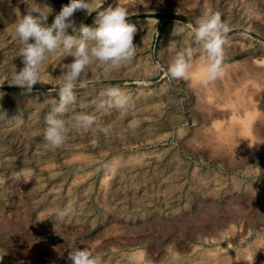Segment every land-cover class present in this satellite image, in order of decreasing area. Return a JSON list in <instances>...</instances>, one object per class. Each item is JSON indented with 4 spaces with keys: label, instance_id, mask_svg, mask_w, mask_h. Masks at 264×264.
<instances>
[{
    "label": "rangeland",
    "instance_id": "374dc122",
    "mask_svg": "<svg viewBox=\"0 0 264 264\" xmlns=\"http://www.w3.org/2000/svg\"><path fill=\"white\" fill-rule=\"evenodd\" d=\"M41 1L52 10L49 24L70 2ZM27 3L0 1V264H69L68 253L83 247L100 264H264V0H91V15L74 14L77 26L95 27L98 12L126 7L136 55L119 68L86 69L63 118L84 111L96 123L73 130L55 150L41 128L73 58L51 54L31 92L9 85V74L23 67L14 30ZM204 8L230 29L223 74L213 81L191 31ZM180 51L192 53L188 79L167 72ZM111 86L125 93L126 110L91 103ZM223 122L235 124L229 139L217 133ZM114 161L110 172L105 165ZM68 205L69 215H56Z\"/></svg>",
    "mask_w": 264,
    "mask_h": 264
},
{
    "label": "clouds",
    "instance_id": "9594fccd",
    "mask_svg": "<svg viewBox=\"0 0 264 264\" xmlns=\"http://www.w3.org/2000/svg\"><path fill=\"white\" fill-rule=\"evenodd\" d=\"M27 4L26 14L19 16L14 30L15 38L22 45L18 57L23 67L9 74V85L31 92L41 82L42 65L51 54L60 51L65 57L73 58L62 67L58 99L46 117L43 131L44 141L55 150L68 140L73 130L88 131L96 123L95 118L84 111L75 114L70 122L63 118L69 106L77 103L76 85L87 76L86 69L93 63L119 68L130 62L136 55L137 46L133 40L137 29L129 23V11L123 6L108 7L98 12L93 27L83 22L77 26L73 18L77 11L91 15V0H70L55 14L51 24L48 23L52 11L49 7L41 6L35 0ZM69 29L74 35L69 34ZM191 31L195 42L202 47L206 78L214 80L223 74L224 46L230 29L219 12L204 8ZM191 61V51L178 52L171 59L168 74L173 79H188ZM101 95L102 98L91 102L97 109L115 106L123 111L128 107V99L118 87L111 86ZM81 107L85 108L87 104L81 102ZM102 131L107 134L108 129ZM105 167L114 172L118 165L114 161ZM5 182L6 178L0 175V184ZM72 211V206L68 205L57 210L56 215L65 217ZM67 260L69 264H100L98 257L87 247L70 251Z\"/></svg>",
    "mask_w": 264,
    "mask_h": 264
},
{
    "label": "bare ground",
    "instance_id": "6f19581e",
    "mask_svg": "<svg viewBox=\"0 0 264 264\" xmlns=\"http://www.w3.org/2000/svg\"><path fill=\"white\" fill-rule=\"evenodd\" d=\"M0 1H1V0H0ZM41 2H42V1L40 0V3H41ZM43 2H44V1H43ZM49 2H50V1H49ZM45 3H46V2H45ZM51 4H53V3H51ZM56 4H57V3H56ZM47 5H48V4H47ZM54 5H55V2H54ZM61 5H62V4H61ZM57 6H58V5H57ZM59 7H60V5H59ZM59 7H58L57 10L60 11ZM49 8H50V7H49ZM7 11H8V10H7ZM53 12H54V11H53ZM4 13H5V12H4ZM54 13H55V12H54ZM3 15H5V14H3ZM8 15H9V14H8ZM1 16H2V15H1ZM2 17H3V16H2ZM4 17L6 18V16H4ZM4 17H3V19H4ZM7 19H8V18H7ZM248 65H250V64H248ZM255 65H256V64H255ZM255 65H254V66H255ZM203 67H204V66H203ZM200 68H201L200 70L202 71L203 68H202V67H200ZM227 69H228V68H227ZM200 70H199V71H200ZM251 70H252V69H251ZM254 70H255V69H254ZM204 71H206V70H204ZM263 71H264V70H263ZM263 71H262V72H263ZM196 72H197V71H196ZM250 72H251V71H250ZM256 72H257V71H256ZM197 73H198V75H201V74H202V72H201V74H199V72H197ZM204 73H205V72H204ZM204 73H203V74H204ZM257 73H258V72H257ZM257 73H256V74H257ZM195 74H196V73H195ZM252 74H254V73H252ZM259 75H260V74H259ZM245 76H246V75H245ZM260 76H261V75H260ZM196 77H197V76H196ZM196 77H195V78H196ZM248 77H249V76H248ZM251 77H253V75H251ZM255 77H256V76H255ZM195 78H193V79H195ZM197 79L199 80V78H197ZM197 79H195V81H196ZM206 79H207V78H206ZM237 79H238V78H237ZM207 80H208V79H207ZM207 80H205V82H206ZM202 81H203V80H202ZM212 81H213V80H212ZM215 81H217V80H215ZM215 81H214V83H215ZM225 81H226V80H225ZM203 82H204V81H203ZM217 82H218V81H217ZM221 82H222V81H221ZM239 82H240V81H239ZM219 83H220V82H219ZM222 83H223V82H222ZM203 84H205V83H203ZM211 84H212V83H211ZM208 85H209V84H207V86H208ZM212 85H213V84H212ZM215 85H217V84L215 83ZM213 86H214V85H213ZM211 87H212V86H211ZM218 87H220L219 84H218ZM253 87H254V86H253ZM213 89H214V88H213ZM218 91H219V90H218ZM21 92H22V91H21ZM23 94H24V95H23ZM28 95H29V94H28ZM28 95L25 94V93H22V97L20 96L22 102H25V101H27V100L29 99V96H28ZM250 95H252V93H251ZM13 96H14V95H13ZM17 97H18V96H17ZM245 97H246V96H245ZM245 97H244V98H245ZM213 98H214V97H213ZM239 98H240V99H239ZM244 98H243V99H244ZM247 98H250V96H248ZM208 99H209V98H208ZM237 99L240 100V103L243 102V100L241 99V96H239ZM245 99H246V98H245ZM245 99H244V101L247 100V99H246V100H245ZM249 100H250V99H249ZM249 100H248V101H249ZM251 100H253V98H252ZM19 101H20V100H19ZM207 101H208V100H207ZM213 101H214V100H213ZM28 102H29V101H28ZM216 102H217V101H216ZM252 102H253V101H252ZM208 103H209V102H208ZM208 103H207V104H208ZM221 103H222V102H221ZM243 103H244V102H243ZM250 103H251V102H250ZM211 104H212V102H211ZM244 104L246 105V102H245ZM247 104H249V103H247ZM23 105H24V104H23ZM209 105H210V103H209ZM212 106H213V105H212ZM247 107H248V106H247ZM211 108H213V107H211ZM215 108H216V107H215ZM217 109H218V108H217ZM219 109H220V106H219ZM208 110H211V109L209 108ZM70 111H71V110H70ZM213 111H214V108H213ZM213 111H212V112H213ZM231 111H232V110H231ZM208 112H209V111H208ZM247 112H248V111H247ZM210 113H211V112H210ZM222 113H223V112H222ZM249 113H250V111H249ZM251 113H252V112H251ZM68 114H70V113H68ZM74 114H75V113H74ZM228 114H230V113L228 112ZM235 114H236V113H235ZM247 114H248V113H247ZM71 115H72V114H71ZM231 115H232V114H231ZM231 115H230V116H231ZM233 115H234V114H233ZM233 115H232V116H233ZM249 115H250V114H249ZM252 115H253V113H252ZM12 116H13V115H12ZM65 116H67V114H66ZM69 116H70V115H69ZM224 116H225V115H224ZM226 116H227V115H226ZM255 116H256V115H254V117H255ZM6 118H7V117H6ZM11 118H12V117H11ZM64 118H65V117H64ZM69 118H71V117H68V119H69ZM235 118H236V117H235ZM251 118H252V116H251ZM13 119H14V118H13ZM236 119H237V118H236ZM7 120H9V119H7ZM11 120H12V119H11ZM66 120H67V119H66ZM230 120H231V119H230ZM230 120H229V117H228V121H230ZM237 120H238V119H237ZM237 120H236V121H237ZM241 120H242V123L244 124L243 119H241ZM244 120H246V118H245ZM252 120H254V119L252 118ZM252 120H250V121H252ZM225 121H226V120H225ZM5 122H6V121H5ZM9 122H10V121H9ZM12 122H16V121H12ZM232 122L234 123L235 121L232 119ZM232 122H228L227 124H226V122H225L226 125L224 124V122H223V125H222V123H221L222 126L219 127V132H217V133H219V136H222L223 138H227V139L230 138L231 134H233V132H234V130H235V128H234L235 126L233 127V125H235V124H233ZM237 122H239V120H238ZM237 122H235V123H237ZM245 122H246V121H245ZM253 122H254V121H252V123H253ZM0 123H1V122H0ZM252 123H251V124H252ZM3 124H4V123H2V125H3ZM5 124L9 125L8 123H5ZM12 124H13V123H12ZM19 124H20V123H19ZM19 124H18V125H19ZM32 124H33V123H32ZM32 124H31V125H32ZM34 124H35V123H34ZM219 124H220V122L218 123V125H219ZM240 124H241L240 122H239V125H238V123H237V125H238V126H241L240 128H242L243 124H241V125H240ZM247 124H248V123H247ZM251 124H249V125H251ZM216 125H217V124H216ZM216 125H215V126H216ZM244 125H245V124H244ZM249 125H248V127H249ZM4 126H5V125H4ZM9 126H13V125H9ZM14 126H15V125H14ZM20 126H21V125H20ZM238 126H237V129L239 128ZM245 126H246V125H245ZM252 126H254V125L252 124ZM1 127H3V126H1ZM18 127H19V126H18ZM33 127H34V126H33ZM213 127H214V126H213ZM30 128H31V127H30ZM39 128H40V127H39ZM5 129H6V128H5ZM7 129H8V128H7ZM11 129H12V128H11ZM14 129H15V128H14ZM21 129H22V128H21ZM21 129H20V130H21ZM32 129H33V128H32ZM36 129H37V127H36ZM36 129H35V130H36ZM41 129H44V128H41ZM215 129H216V128H215ZM237 129H236V130H237ZM243 129H244V128H242L241 130L243 131ZM253 129H255V128H253ZM257 129H258V128H257ZM9 130H10V129H9ZM28 130H29V129H28ZM28 130H27V131H28ZM213 130H214V129H213ZM238 130H239V129H238ZM241 130H240V131H241ZM3 131H5V130H3ZM15 131H16V130H15ZM25 131H26V130H25ZM38 131H39V130H38ZM38 131H36V132H38ZM240 131H237L236 133H239ZM242 131H241V133L243 134L244 132H242ZM247 131H249V130H247ZM247 131H245V132H247ZM254 131H255V130H254ZM256 131H257V130H256ZM5 132H6V131H5ZM28 132H29V131H28ZM33 132H34V131H33ZM214 132H216V130H215ZM7 133H8V131H7ZM7 133H6V134H7ZM20 133H21V132H20ZM29 133H30V132H29ZM29 133H28V134H29ZM31 133H32V132H31ZM38 133H39V132H38ZM210 133H211V132H210ZM250 133H251V131H250ZM256 133H257V132H256ZM23 134H24V131H23ZM33 134H34V133H33ZM239 134H240V133H239ZM242 134H241V135H242ZM254 134H255V133H254ZM24 135H25V134H24ZM34 135H35V134H34ZM34 135H33V136H34ZM250 135H251V134H250ZM6 136H7V135H6ZM8 136H9V135H8ZM27 136H28V135H27ZM29 136H31V134H30ZM215 136H216V135H215ZM238 136H239V135H238ZM242 136H243V135H242ZM242 136H241V137H242ZM246 136H247V135H245V136L242 137V138H244L243 140H245V137H246ZM0 137H1V136H0ZM228 137H229V138H228ZM248 137H250V136H248ZM10 138H11V137H10ZM217 138H218V137H217ZM223 138H222V139H223ZM252 139H253V138H252ZM232 140L237 141V140H236L235 138H233V137H232ZM235 141H234V142H235ZM232 144H233V143H232ZM236 144H237V143H236ZM238 144H239V143H238ZM219 145H220V144H219ZM217 146H218V145H217ZM221 146H222V145H221ZM233 146H234V144H233ZM236 146L239 147V145H236ZM65 147H66V146H65ZM229 147H231V146H229ZM234 147H235V146H234ZM34 148H35V147H34ZM66 148L69 149V148H71V147L67 146ZM39 149H40V148H39ZM64 149H65V148H64ZM230 149H233V148H230ZM37 150H38V149H37ZM40 150H41V149H40ZM40 150H39V151H40ZM35 151H36V149H35ZM32 153H33V152H32ZM35 153H36V152H35ZM66 153H67V152H66ZM37 154H38V152H37ZM37 154H36V155H37ZM63 154H64V153H63ZM79 154H80V153H79ZM38 156H39V154H38ZM38 156H35V157L38 158ZM41 156H42V155H41ZM41 156L39 157V159L41 158ZM80 157H81V156H80ZM37 158H36V159H37ZM40 162H41V161H40ZM38 163H39V162H38ZM36 164H37V163H36ZM8 167H9V165H8ZM0 168H1V167H0ZM2 168H3V167H2ZM173 169H174V168H173ZM0 171H1V170H0ZM161 171H162V170H161ZM163 172H165V171H163ZM157 174H159V173H157ZM162 174H164V173H162ZM166 175H167V173H166ZM148 176H149V175H148ZM160 176H161V174H160ZM158 178H160L159 175H158L157 179H158ZM166 178H167V177H166ZM168 179H169V178H168ZM135 181H136V180H135ZM145 182H146V181H145ZM145 182H144V183H145ZM158 182H159V181H158ZM142 183H143V182H142ZM142 183H139L138 186H140ZM146 183H147V182H146ZM159 183H161V182H159ZM161 184H162V183H161ZM164 184H167V182H165ZM204 184H205V183H204ZM142 185H143V184H142ZM158 185H159V184H158ZM151 186H152V185H151ZM161 186H163V185H161ZM165 186H166V185H165ZM130 187H131V186H130ZM149 187H150V186H149ZM149 187H146V188H149ZM136 188H137V187H136ZM141 188L143 189L144 187L141 186ZM152 188H154V186H153ZM134 189H135V188H134ZM134 189L132 188V190H134ZM155 189H156V188H155ZM158 189H159V188H158ZM130 190H131V188H130ZM132 190H131V191H132ZM144 190H145V189H144ZM152 190H154V189H152ZM138 191H141V190H138ZM155 191H156V190H155ZM158 191H159V190H158ZM133 192H134V191H133ZM133 192H132V193H133ZM136 192H137V191H136ZM145 192H146V191H145ZM160 192H161V189H160ZM160 192H159V193H160ZM165 192H166V189H165ZM174 192H175V191H174ZM150 193H151V192H150ZM163 193H164V192H163ZM142 194L144 195L145 193H142ZM160 194H161V193H160ZM134 195H135V194H134ZM134 195H133V196H134ZM151 195H152V194H151ZM68 196H69V195H68ZM72 196H73V195H72ZM69 197H71V196H69ZM69 197H68V200H69ZM139 197H140V194H139ZM139 197H137V198H139ZM71 198H72V197H71ZM141 198H142V197H140V200H141ZM72 199H73V198H72ZM134 200H135V199H134ZM136 200H137V199H136ZM134 202H135V201H134ZM83 203H84V202H83ZM122 203H124V202H122ZM135 203H136V202H135ZM80 204H81V203H80ZM80 204H79V205H80ZM81 205H82V204H81ZM83 207H85L84 204H83ZM83 207H82V209H83ZM78 208L80 209V206H79ZM81 212H82V211H81ZM79 216H80V215H79ZM116 264H117V263H116Z\"/></svg>",
    "mask_w": 264,
    "mask_h": 264
}]
</instances>
